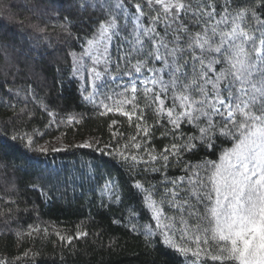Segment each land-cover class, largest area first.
Here are the masks:
<instances>
[{"label":"trees","instance_id":"trees-1","mask_svg":"<svg viewBox=\"0 0 264 264\" xmlns=\"http://www.w3.org/2000/svg\"><path fill=\"white\" fill-rule=\"evenodd\" d=\"M170 4L189 10L179 21L186 32L153 24L164 14L147 0H0V264H188L193 252L200 264H219L211 257L221 255L224 245L210 239L204 244L199 231L208 230L201 221L211 206L203 189L212 165L239 142L237 137L216 116L185 119L173 129L164 115L173 107L171 99L158 114L160 105L152 95L143 96L144 88L131 93L111 79L133 76L138 66L150 74L163 68L152 58L160 40L171 48L176 37L182 51L206 46L212 31L230 32L217 24L225 18L247 33L250 39L240 48L255 59L261 43L264 52V0H165L164 7ZM212 10L211 18L192 15ZM107 26L106 54L90 72L84 49ZM138 28L158 39L150 44ZM137 37L143 43L139 51ZM219 46L218 40L212 43ZM161 54L173 64L163 49ZM193 55L204 63L216 58L200 47L184 52L183 59L176 56L191 84L198 77L184 60L195 63ZM227 68L221 58L206 75L223 76ZM171 72L168 68L159 78L171 84L180 76ZM91 73L94 91L88 86ZM157 88L163 93V85L153 93ZM173 92L184 94L179 85L167 94ZM97 93L105 97L103 104ZM182 103L173 118L189 111L195 115L197 106L182 108ZM252 114L260 115L255 108ZM59 135L64 147L57 150L52 140ZM149 202L158 206L160 222Z\"/></svg>","mask_w":264,"mask_h":264},{"label":"snow or ice","instance_id":"snow-or-ice-1","mask_svg":"<svg viewBox=\"0 0 264 264\" xmlns=\"http://www.w3.org/2000/svg\"><path fill=\"white\" fill-rule=\"evenodd\" d=\"M147 3L159 5L157 11L162 10L164 14L152 21L153 24L162 26L165 31L170 28L175 30L176 27L181 32L187 31L179 23L181 15L189 14V10L183 4H170L164 7L165 0H147ZM173 10L177 15H172ZM192 15L194 19L197 16L211 18L215 12L212 10L207 13H192ZM164 16L167 19H164ZM261 23L264 24V21ZM217 24L226 25L230 32L225 31L224 35L220 36L212 31L213 40L211 42L206 40L204 47L193 44L191 48L186 47L182 51L176 46L178 44L176 37L173 38L174 46L171 48L168 43L160 40L152 58L162 62L164 67L150 74L148 83L144 81L139 83L145 89L143 96L152 95L155 103L160 105V109H155L158 114L167 100L173 101V107L164 113L173 129L177 127L178 122L185 119L190 123L193 118L208 121L210 116H216L224 119L225 127H229L231 134L237 137L239 142L232 151L225 154L223 165H212L213 172L207 178L208 188L203 189L205 193L203 199L207 200L211 206L207 207L206 220L201 221L208 225V230L200 228L199 231L206 237L204 244H208L210 239L217 245H224L220 248L221 255L211 257L213 262L264 264V52L254 51L255 59L246 57L240 48V43L250 39L247 33L233 27L227 18L217 21ZM138 31L140 35H148L150 44L158 39V35L150 30L138 28ZM217 40L220 46L212 47V43H216ZM137 43L139 51L140 47H143L139 37H137ZM197 47L201 48L202 53L214 54L216 58H208L207 63H204L202 56L193 55L192 59L195 63L184 60V64L192 69L193 75L198 77L196 83L191 84L187 81L182 69L176 66L175 59L178 54L183 59L184 52L191 54ZM161 49L167 56L173 58V64L167 63L165 56L161 54ZM221 58L226 60L228 68L223 76H213L209 79L206 74L214 73L213 66L220 64ZM168 68L172 69L171 76L180 73V76L171 84L159 78L161 72H166ZM136 71H140L139 66ZM221 84L223 89L220 87ZM157 85H163V93L159 88L153 93V88ZM177 85H179V91L184 94L177 96L173 92L169 96L168 90L176 89ZM209 89H211L210 92ZM131 91L132 93L137 91L135 84ZM193 93L199 95L200 99H194ZM161 94H164V100L159 99ZM178 102H184L180 104L182 108L190 105L197 106L195 115L189 111L183 116L173 118ZM149 106H153L152 102ZM253 108L260 115H253ZM237 117H239V123ZM128 119L131 120L132 116H128ZM204 131L207 133L208 129ZM144 135H148L147 131ZM163 151L168 152L169 149ZM137 187L140 186L137 185ZM199 242L197 237V243Z\"/></svg>","mask_w":264,"mask_h":264},{"label":"rangeland","instance_id":"rangeland-1","mask_svg":"<svg viewBox=\"0 0 264 264\" xmlns=\"http://www.w3.org/2000/svg\"><path fill=\"white\" fill-rule=\"evenodd\" d=\"M140 10H141L140 6H136V11H137L138 15H140V12H139ZM112 27H113V29H115V26L112 25ZM110 36H111V28H109V26H107L104 28V32L102 33L101 37L96 41H91L88 44V46L84 49V55L87 58V65L85 66V68H87L90 72H93V70H95V68L93 69L92 65L98 66L99 65L98 62H101L103 60V58L106 54L107 46L109 44ZM258 51L263 52L262 43H261ZM90 62H92L94 64H91ZM95 74L97 77H99V72H96ZM149 75H150V73H148V72H145V73H143V72L138 73L137 72L135 75L130 76V77L125 78V79L124 78L121 79V77L114 76V77H112L111 80L121 82L122 86L123 87L126 86V88L127 87L130 88L129 90L132 93L131 88H132L133 84H135V87L137 89L139 86H141V84L139 83L140 81H144V83H148ZM92 77H93V74L92 73H91V75L89 74L88 86L92 91H94V90H96V86L94 85L96 80H93ZM127 91L128 90H126L125 92H127ZM98 94L99 93L96 94L98 102L103 104L105 97L101 96L100 94L98 95ZM113 102H115V101L113 100ZM118 102L119 103L122 102L121 98L118 99ZM111 104H113V103H111ZM87 143H88V141L85 140L84 144H87ZM52 145H53L54 149H57V150L62 149L64 147V142H63L62 136L59 135V136L54 137L52 140ZM233 148L228 150L226 153H229L230 151H232ZM225 154L222 156L221 160L216 164L217 166L223 165V163H224L223 157L225 156ZM149 204L152 205V206H150V208L153 211L154 217H156V220L160 222L161 221V212H160L158 206H155L150 202H149ZM160 225H161V223H160ZM165 239H167L166 235H165ZM191 254L192 255H189L188 264H200L198 261L199 255L195 252H193ZM234 264H236V262H234Z\"/></svg>","mask_w":264,"mask_h":264}]
</instances>
